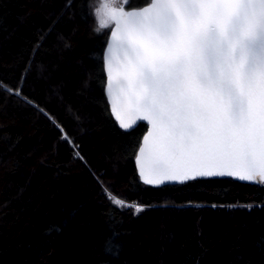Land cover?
<instances>
[{
	"label": "trees",
	"instance_id": "16d2710c",
	"mask_svg": "<svg viewBox=\"0 0 264 264\" xmlns=\"http://www.w3.org/2000/svg\"><path fill=\"white\" fill-rule=\"evenodd\" d=\"M104 2L0 0V83L21 92L0 88V228L14 251L0 264H264V182L142 181L148 124L125 130L111 112ZM76 177L60 222L41 228L53 186Z\"/></svg>",
	"mask_w": 264,
	"mask_h": 264
},
{
	"label": "snow or ice",
	"instance_id": "6c2138e0",
	"mask_svg": "<svg viewBox=\"0 0 264 264\" xmlns=\"http://www.w3.org/2000/svg\"><path fill=\"white\" fill-rule=\"evenodd\" d=\"M149 2L143 12H124L128 0L100 8L105 26L116 19L113 4L123 19L112 49L120 58L110 57L106 69V90L118 88L122 101L120 125L151 123L139 150L144 178L188 180L192 171L264 182V0Z\"/></svg>",
	"mask_w": 264,
	"mask_h": 264
},
{
	"label": "water",
	"instance_id": "95a60500",
	"mask_svg": "<svg viewBox=\"0 0 264 264\" xmlns=\"http://www.w3.org/2000/svg\"><path fill=\"white\" fill-rule=\"evenodd\" d=\"M152 2L154 3L155 0H152ZM150 7H151V3L149 2V3H147V4L143 5V6H140V7H137V8H131V9L125 11V12H129V11H131V12H143L146 8H150ZM113 15L116 16V19H114L116 21V24L113 26V28L111 30V34H110L109 39H108V44H107L106 49H105V52H104V56H105V69L107 68V63H108V60H109L110 57H112L114 61L116 59H119L120 58L119 57V53L112 51V49H113L114 43H115V41L113 40V37H116V36L119 35L120 29L123 26V19L121 18L120 13L118 11L116 13H113ZM117 20H121V23L118 24L117 23ZM111 80H112V77H111V74H110L109 78L107 77L108 84H111ZM106 93H107V96L109 95L108 96V99L110 98L111 101H112V103H113V107L111 105V108H112V112L114 114V117L117 118V120L119 121V118L117 117V114H116L117 113V110L120 108V105L122 103V101L120 99L119 90L115 86L107 87ZM110 99H109V103L111 104ZM121 116H123L125 119H127V115L125 113L121 112ZM140 120H143V119H140ZM140 120H137L136 121V124ZM143 121L144 122H147V124H148V130H147V132L145 133V135H144V137L142 139L141 145H140V147L138 149L137 156H136L137 168H138V172H139V175H140L142 181H144L147 184L153 185V186H159V185H162V184H165V183H168V182H180V181H184V180H164L162 183H155V182L148 183V181L144 178V175L140 171V165H139V150L142 147H144V140L148 136V133L151 132L152 128H151L150 121H148V120H143ZM119 125H120V122H119ZM212 171H214L216 173H220V172L227 173L228 169L216 168V169H212ZM187 174H188V176L190 178L199 177V176H197L195 174V172H192V171H189ZM213 176H228V175L227 174H225V175H219V174H217V175H213ZM234 177L240 179L238 176H234ZM253 182H261V181H259V179H257V180H255Z\"/></svg>",
	"mask_w": 264,
	"mask_h": 264
},
{
	"label": "rangeland",
	"instance_id": "374dc122",
	"mask_svg": "<svg viewBox=\"0 0 264 264\" xmlns=\"http://www.w3.org/2000/svg\"><path fill=\"white\" fill-rule=\"evenodd\" d=\"M77 179L78 177H76L75 179L65 180L53 186L52 188L53 197L50 201V204L55 210V215L52 218L47 219L44 223H42L41 228H44L47 224L52 223V222H60L62 218V215H61L62 201L65 195L68 193V191L74 186ZM29 238L30 237L22 238L18 241L17 244L26 243V241ZM5 239H6V231L0 228V250H4L10 258H13L14 257L13 247L10 249H7L5 245ZM16 245H13V246H16Z\"/></svg>",
	"mask_w": 264,
	"mask_h": 264
},
{
	"label": "bare ground",
	"instance_id": "6f19581e",
	"mask_svg": "<svg viewBox=\"0 0 264 264\" xmlns=\"http://www.w3.org/2000/svg\"><path fill=\"white\" fill-rule=\"evenodd\" d=\"M117 11L119 12L118 9H115V12H114V13H116ZM113 20H114V19H113ZM114 22H115V24H116V21H115V20H114ZM115 24H114V25H115ZM106 69H107V68H106ZM106 69H105V71H106ZM106 74H107V77L109 78L110 74H108V73H106ZM106 94H107V93H106ZM108 96H109V95H108ZM108 96H107V97H108ZM109 99H110V98H109ZM109 99H108V100H109ZM110 102H111V104H110V108H111V105H112V107H113V103H112L111 99H110ZM111 112H112V108H111ZM112 114H113V112H112ZM113 115H114V114H113ZM116 119H117V118H116ZM117 121H118V120H117ZM118 123H119V121H118Z\"/></svg>",
	"mask_w": 264,
	"mask_h": 264
}]
</instances>
